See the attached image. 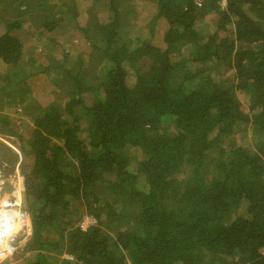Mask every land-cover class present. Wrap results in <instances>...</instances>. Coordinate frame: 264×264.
I'll use <instances>...</instances> for the list:
<instances>
[{
	"label": "trees",
	"instance_id": "16d2710c",
	"mask_svg": "<svg viewBox=\"0 0 264 264\" xmlns=\"http://www.w3.org/2000/svg\"><path fill=\"white\" fill-rule=\"evenodd\" d=\"M77 4L0 0L25 264H264V0H91L83 22ZM38 43L59 57L35 64Z\"/></svg>",
	"mask_w": 264,
	"mask_h": 264
},
{
	"label": "rangeland",
	"instance_id": "374dc122",
	"mask_svg": "<svg viewBox=\"0 0 264 264\" xmlns=\"http://www.w3.org/2000/svg\"><path fill=\"white\" fill-rule=\"evenodd\" d=\"M63 0H55V3L61 4ZM77 8L79 12L78 19L80 22H83L85 20L86 16V9L91 4V0H77ZM142 2V1H141ZM143 4L145 2H142ZM138 13H140L138 19H133L135 22H137V25H141L143 17L146 16L148 12L151 11V5L147 4L141 7L137 8ZM151 14V13H150ZM69 18V17H68ZM67 24H70V22L67 21ZM137 33H139L138 30H136ZM68 33V32H67ZM65 34L66 36L68 34ZM64 34L61 36H58L59 40H64L63 37ZM52 50V49H51ZM49 48L44 47L43 44H37L33 48V59H36L35 64L37 62L45 63L49 58L53 57L54 59H57V56L59 57V53L56 54L57 56H53V53ZM6 68H4L2 65H0V72L5 71ZM229 72V71H228ZM0 73V74H1ZM29 80V79H27ZM49 85L47 77L32 79L31 87L34 88V91L32 92V97H35L36 101L39 102L41 105L45 106L50 102L52 97L49 95V92L46 91L47 86ZM238 98L241 102L242 108H247V97L244 96L242 93H238ZM35 101V102H36ZM237 141L239 143H247L251 144L252 139L254 137L252 130L243 131L240 134L237 133L235 135ZM0 142L4 143L5 145L12 148V150L19 152L18 150V141L15 138H8V137H2L0 136ZM11 158L9 156H4L3 151L0 150V207H4L6 209H9L11 211H17V207L19 209V213L21 217L24 219L22 221L25 228L21 231L19 235L18 242L16 241V246L13 252L5 258L3 261H0V264H25L27 260L32 257L29 255L28 259H26V256H28L27 253L22 251V247L27 242L31 235V228H30V221H29V215L27 216V212L24 210V201H23V195H22V188H21V176L19 174V168L18 164L14 163L13 160H10ZM13 193L21 194L19 203L17 200L15 201V198L13 196V201H7V205H3L5 199H7L8 194L13 195ZM19 205V206H18ZM86 218H91L89 216H84L80 222L79 225L82 228H85L88 224L86 223ZM93 219V218H92ZM54 255V253L52 254ZM58 259L62 258H69V256L65 254L60 255H54Z\"/></svg>",
	"mask_w": 264,
	"mask_h": 264
},
{
	"label": "built area",
	"instance_id": "2783aa9c",
	"mask_svg": "<svg viewBox=\"0 0 264 264\" xmlns=\"http://www.w3.org/2000/svg\"><path fill=\"white\" fill-rule=\"evenodd\" d=\"M20 195L19 193H13L15 201L17 200L18 203ZM22 221L24 219L21 217L18 207L17 211L0 207V261L7 258L15 249V242H18L19 235L23 228H25ZM85 221L87 224H91L94 222V219L86 218Z\"/></svg>",
	"mask_w": 264,
	"mask_h": 264
}]
</instances>
